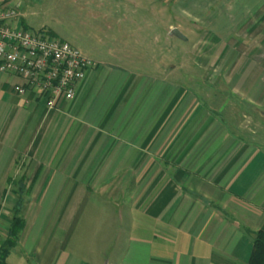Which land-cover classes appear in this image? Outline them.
<instances>
[{"label":"crops","instance_id":"crops-1","mask_svg":"<svg viewBox=\"0 0 264 264\" xmlns=\"http://www.w3.org/2000/svg\"><path fill=\"white\" fill-rule=\"evenodd\" d=\"M207 2L190 85L175 66L96 62L48 111L0 73V227L23 194L16 247L34 264H92L68 249L87 209L125 224L118 264H249L264 232V0Z\"/></svg>","mask_w":264,"mask_h":264},{"label":"rangeland","instance_id":"rangeland-1","mask_svg":"<svg viewBox=\"0 0 264 264\" xmlns=\"http://www.w3.org/2000/svg\"><path fill=\"white\" fill-rule=\"evenodd\" d=\"M14 1L10 7L20 4L29 29L43 28L51 37L66 41L94 62L121 61L127 68L148 72L156 67L162 74L177 68L175 75L183 86L192 84L190 73H202L190 52L191 46L199 43L195 48L198 53L202 42L208 39L202 29L207 20L202 16L207 0ZM171 30H177L186 41L171 34ZM198 83L196 89H201V82ZM104 213L107 209L96 213L85 210L68 249L86 254L87 263L118 264L114 259L115 255L119 259L122 252L118 248L126 243L121 238L125 224H97L102 222L100 216ZM5 225L4 222L0 227V246L7 234ZM27 253L25 246H15L8 255L9 263L34 264ZM7 258L5 262L9 264Z\"/></svg>","mask_w":264,"mask_h":264},{"label":"built area","instance_id":"built-area-1","mask_svg":"<svg viewBox=\"0 0 264 264\" xmlns=\"http://www.w3.org/2000/svg\"><path fill=\"white\" fill-rule=\"evenodd\" d=\"M16 16L13 9L0 7V73L18 77L21 84L14 91L34 92L52 111L59 101L74 98L76 85L97 64L43 29L15 27Z\"/></svg>","mask_w":264,"mask_h":264},{"label":"trees","instance_id":"trees-1","mask_svg":"<svg viewBox=\"0 0 264 264\" xmlns=\"http://www.w3.org/2000/svg\"><path fill=\"white\" fill-rule=\"evenodd\" d=\"M21 193L18 194V202L12 210V219L7 230L6 238L0 246V264H6L10 250L17 245L19 234L24 228V220L21 217L22 199ZM249 264H264V232L253 234L252 251L249 257Z\"/></svg>","mask_w":264,"mask_h":264},{"label":"water","instance_id":"water-1","mask_svg":"<svg viewBox=\"0 0 264 264\" xmlns=\"http://www.w3.org/2000/svg\"><path fill=\"white\" fill-rule=\"evenodd\" d=\"M171 34L175 35L177 38L182 39V35L177 30H171Z\"/></svg>","mask_w":264,"mask_h":264}]
</instances>
